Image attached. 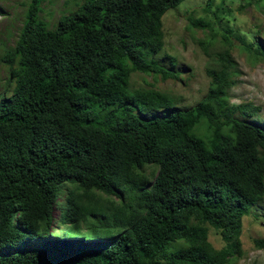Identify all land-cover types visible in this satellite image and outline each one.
<instances>
[{
	"label": "trees",
	"instance_id": "16d2710c",
	"mask_svg": "<svg viewBox=\"0 0 264 264\" xmlns=\"http://www.w3.org/2000/svg\"><path fill=\"white\" fill-rule=\"evenodd\" d=\"M44 1L29 0L0 56V264H234L241 217L264 196V123L243 120L258 112L251 103H228L229 48L209 57L204 96L181 110L128 84L133 72L177 77L152 56L161 16L184 0H82L52 28L38 17ZM236 39L264 61V43Z\"/></svg>",
	"mask_w": 264,
	"mask_h": 264
},
{
	"label": "rangeland",
	"instance_id": "374dc122",
	"mask_svg": "<svg viewBox=\"0 0 264 264\" xmlns=\"http://www.w3.org/2000/svg\"><path fill=\"white\" fill-rule=\"evenodd\" d=\"M82 0H46L41 4L38 17L47 28H52L58 17L72 12ZM29 0H0V56L14 44L18 30L24 19ZM221 0H184L161 16L162 48L152 58L163 68L177 73L176 78L161 79L133 72L129 77V88L152 87L173 96L181 110L194 106L205 94L208 78L204 68L210 63L209 57L222 48H229L236 64L235 83L228 91V103H251L258 112L243 120L250 123H264V61L252 62L248 54L239 48L236 37L244 42L255 37L264 43V0H224L222 8L226 17L214 22L213 13H218ZM189 18H197L208 23L206 29L191 27ZM227 19V20H225ZM216 20V19H215ZM230 28L231 32H228ZM228 37V42H223ZM208 43V46L204 44ZM207 54L203 53V48ZM7 69L0 62V94L6 88ZM160 114V113H156ZM235 115H237L235 113ZM143 117V115H142ZM145 117H150L146 114ZM241 117V116H240ZM145 173L151 168L145 167ZM152 177H150V182ZM64 185L53 204V231L60 233L56 224L59 205L64 201ZM99 199L107 198L96 192ZM116 201L114 197H108ZM207 240L214 248L222 246L219 235L207 226ZM264 237V196L253 204L247 215L241 217L239 233L241 255L234 264H264V248L258 249L253 239ZM31 244H37L32 242Z\"/></svg>",
	"mask_w": 264,
	"mask_h": 264
}]
</instances>
